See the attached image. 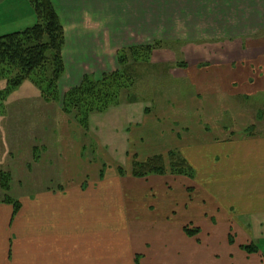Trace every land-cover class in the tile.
<instances>
[{
    "label": "crops",
    "instance_id": "1",
    "mask_svg": "<svg viewBox=\"0 0 264 264\" xmlns=\"http://www.w3.org/2000/svg\"><path fill=\"white\" fill-rule=\"evenodd\" d=\"M52 1L59 12L66 33V45L63 49L65 75L76 84L84 79L85 75L100 78L118 68L120 49L151 45L157 41L164 43L169 40L183 46L181 50L186 56L185 62L188 65L186 67L188 71H193L190 72V77L196 78L198 82L195 84V89L199 92H207L208 97L199 96L197 101H181L177 109L173 107L174 110L182 109L181 113H183V115L179 113L178 121L174 120V124L184 122L186 125L184 130H187L192 126L190 122H194L195 117L201 115L200 119L204 121L200 122L198 119L196 122L205 130L201 140L208 142L201 143L196 149L208 159L205 164L209 180L215 179L217 183L220 180H229L230 185H238L239 203L245 208H239L241 216L251 217L247 222L236 217L237 221L228 210L219 209L221 208L219 194L215 193L211 196L207 192L214 198L210 207L211 214L205 212L190 221L196 220L201 223V227L199 226L201 232L196 238H199L204 230V233L212 234L213 239H210L208 243L210 245L200 244L192 250L194 253L205 252L204 248L210 251H215L219 247L226 251L230 250L223 255L232 256L219 259L222 263L218 264H244L242 260L252 264L257 258L262 263L264 261V107L256 105L257 108L253 107V114L248 115L244 111L241 112L240 103L245 101L243 98L245 96L254 97L255 105L259 96L254 95L257 92H264V0ZM200 61L204 63L201 64ZM205 63H210V67L205 68L203 74L196 73L206 65ZM234 103L238 107L221 111L226 104L231 106ZM217 107H221V115ZM226 112L229 113L230 118H233L232 120L228 119ZM184 113L185 117L182 119ZM241 120H246L241 128L233 129L229 126L232 121ZM226 121L228 125L224 124ZM153 128L158 129L157 125ZM169 129L173 131V128L169 127ZM157 132H160L159 129ZM175 138L176 136L173 139ZM180 138L181 145H174L168 152L171 150L179 152L183 144L189 145L187 138ZM190 146L187 147L188 150ZM229 153L233 154L230 162ZM156 154L162 153L150 154L145 159ZM105 176L106 173L103 176L100 173L99 179L92 180L87 188L82 182L79 183V180L71 182L72 177L59 178L55 188L39 190L34 192L30 199H21L22 207L17 213L14 212L13 204L1 203L0 264H159L161 247L155 246L159 239L156 238L154 229H149L151 221L147 223L152 219L151 213L155 210L151 211L148 207L150 213L147 221L142 222L147 224L145 233L150 232L153 235V242H143L139 247L141 252L129 249V244L136 238L138 241L143 232L139 233L136 221L133 227L125 219V215L110 214L113 212L111 206L107 204L105 206L102 202L104 196L100 185L105 181ZM173 177L179 178L176 175ZM126 178L127 182L116 180L115 183L116 186L119 183L123 184L126 193L129 190V192L135 191L141 182L146 180L132 176ZM113 181L114 178L104 185L112 188ZM192 183L199 186L198 181H189L185 182L186 186L183 188L186 189ZM221 185L224 191L229 193L226 187L228 183ZM142 188L145 191L144 198L147 199L151 189L148 185ZM228 195L231 198L229 207L232 208L235 203L234 195L233 193ZM184 199L181 196L178 203H182ZM169 200L168 208L171 211L177 200ZM215 202L218 209L214 205ZM144 205L147 207L148 203ZM194 207L192 210H195ZM197 207L200 209L199 205ZM133 209H135L134 205ZM128 216H136V214ZM169 217L165 219L166 223L165 221L162 223L171 227L168 223ZM121 218L123 221L120 220ZM137 222L141 221L137 220ZM171 223L175 224L172 226L178 234L180 228L181 230L184 228L185 216L174 218ZM254 224L259 226L257 230L262 233L259 239L258 236H253L257 231L251 226ZM219 227L224 228L222 234L217 232ZM238 227H241L246 235L252 234L254 241L262 249L261 257H254L242 250L244 242L238 244L230 240L231 234L239 235ZM225 234L227 244L215 242L218 236L222 238ZM179 238L184 243L187 242L185 235ZM187 250L189 253L188 247L185 246V251ZM142 252L144 254L141 256ZM202 262L197 264H203ZM210 262L211 260L208 264ZM212 264L216 263L213 261Z\"/></svg>",
    "mask_w": 264,
    "mask_h": 264
},
{
    "label": "rangeland",
    "instance_id": "2",
    "mask_svg": "<svg viewBox=\"0 0 264 264\" xmlns=\"http://www.w3.org/2000/svg\"><path fill=\"white\" fill-rule=\"evenodd\" d=\"M37 19V13L31 0H0V36L24 30L27 26L31 27L36 24ZM182 48V45L170 40L164 42L162 47L154 48L150 62H144L137 67L138 73L134 77V82L123 84L120 87L117 100H114L107 111H97L91 115L89 129H84L63 109V99L66 93L79 87L84 79L76 84L67 79L65 73L58 84V98L46 100L44 92L35 80L27 78L16 85L14 80L19 74V69H9L0 65V204H7L9 198L21 203V199H30L36 191L55 188L57 179L66 176L72 177L70 178L71 182L79 180V183L82 182L87 188L92 180L99 179L101 170L104 169L106 178L100 185L104 196L102 202L105 203V206L106 204L111 206L110 208L113 210L110 212L111 215H125V219L133 227L136 221L139 233L143 232L138 241L136 238L129 244V249L141 252L139 247L143 242H153V235L150 232L145 233L147 224L142 223L147 221L148 213H150L148 207H150L151 211H155L151 213L152 219L147 223L151 221L149 229H154L156 238L159 239L155 244L156 247H161L159 264H197L200 261H203V264H208L209 260H211L210 264L213 261L218 264L222 263L219 259L232 256L223 255L230 250L226 251L222 247L215 251L204 248L205 252L198 253H194L192 250L200 244L210 245L208 243L210 239H213L212 234H206L204 230L203 234L196 238L201 232L199 228L201 223L196 220L190 221L193 217L205 212L211 214L210 207L214 200L211 197L212 194L220 195L218 200L221 208L219 209L228 210V213L233 214L235 219L237 217L238 220L247 222L251 217L243 218L241 216L239 208L244 207L239 203L238 185H230L229 180H220V184L215 179L209 180L205 164L208 159L200 150L196 149L201 146V143L208 142L201 140V137L205 135V130L200 128L196 122L201 115H197L194 122H190L192 126H188L187 130H184V126H186L184 122L174 124L178 116L183 113H181L182 109L174 110L173 107L177 109L181 101H197L199 96L208 97L207 92H199L198 89H195V84L198 82L196 78L190 77V72L193 71L187 69L186 56L181 50ZM200 63L202 64L204 61H200ZM205 64L196 73L203 74L204 69L210 67V63ZM119 68L120 66L114 71ZM109 73L95 79L102 80ZM254 96H259L255 105L254 97H243L245 101L240 103L243 109L241 112L244 111L251 115L254 111L253 107H264V92H257ZM234 107H238L236 103L231 106L226 104L222 109L217 107V111L221 115L220 109L223 111ZM226 114L229 120L233 119L229 117V113L226 112ZM184 117L185 113L182 119ZM203 121L200 119V122ZM245 122L246 120L232 121L229 126H232L233 129L241 128ZM224 124L228 125V121ZM156 125L159 133L157 128H153ZM200 126H202L201 123ZM169 127L173 128V131ZM177 132L179 133L177 134ZM175 136L176 138L173 139ZM180 137L187 138L190 142L188 146L191 145L188 150L186 143L183 144V149L181 147L179 152L187 159L189 165H192L191 174L186 172L187 174L176 175L179 177L177 179L171 173L147 175L144 177L146 180L141 182L138 189L131 190V192L129 190L128 193L123 190V184L119 183L116 186V180L127 182L126 176H132L133 160L145 159L156 152L167 157L169 149L176 144L181 145ZM216 154L218 155V153ZM231 157L233 154L229 153V162ZM8 174L11 177L7 180ZM113 178L112 188L104 185ZM189 181H198L199 186L192 183L191 187L183 188L186 186L185 182ZM221 183H228L226 187L229 193L234 195L235 203L232 208L229 207V200H231L229 193L224 191ZM9 184V189H7L6 185ZM217 184L218 186H215ZM146 185L151 189L150 196L147 194V199L144 198L145 191L142 188ZM181 196L185 199L182 203H178ZM168 197L177 200V204L171 208V211L168 208L170 204ZM144 203H148L147 207ZM197 203L200 209L197 207ZM133 205L135 209H133ZM214 205L218 209L216 202ZM193 206H195V210H192ZM221 210L218 211L222 212ZM129 214H136V216H128ZM180 216H185V225L182 230L180 228V232L177 234L172 226L175 224L171 223V220ZM168 217L171 227L164 225L165 219L167 220ZM187 217L189 219H186ZM120 220L123 221L122 218ZM137 220L141 222H137ZM163 221L165 223H162ZM251 226L255 230L259 228L256 224ZM185 229L189 231L200 229V231H194L195 236L192 237L188 236ZM237 230L240 232L239 235L231 234L230 237L232 236L233 242L238 244L244 242L243 245L256 243L253 236H258L257 239H259V235L262 234L258 232L259 229L253 236L252 234L246 235L241 227H238ZM217 232L222 234L224 228L219 227ZM183 235L187 237L186 243L179 238ZM226 238V234L222 238L218 236L215 242L227 244ZM185 246L188 247L189 253L188 250L185 251ZM261 251L262 249L259 248L258 252L247 254L261 257ZM149 253L150 251L147 256ZM143 254L144 252L141 256ZM242 262L244 264L251 263L246 260H242ZM252 264H264V261L260 263L257 258V261Z\"/></svg>",
    "mask_w": 264,
    "mask_h": 264
},
{
    "label": "trees",
    "instance_id": "3",
    "mask_svg": "<svg viewBox=\"0 0 264 264\" xmlns=\"http://www.w3.org/2000/svg\"><path fill=\"white\" fill-rule=\"evenodd\" d=\"M31 3L37 13L36 24L0 36V65L9 69L18 68L19 74L14 80L16 85L27 78L33 79L44 92L45 99L51 100L58 98V84L66 73L63 56L66 33L52 0H31ZM162 46L163 43L157 41L151 45L120 49L118 51L120 68L107 74L102 80L85 75L84 82L79 87L66 93L63 99L64 111L84 129H89L91 115L97 111L106 112L114 100H117L120 87L134 82V77L138 73L137 67L144 62H150L153 49ZM179 152L171 150L167 157L156 154L145 161L133 160L132 176L144 178L147 175L168 173L191 174L192 165H189L187 159ZM103 174L104 170L102 176ZM6 177L8 180L11 175L8 174ZM6 186L9 189L10 184ZM10 202L15 207V213L20 211L22 207L20 202L9 198L7 204ZM194 231L185 229L188 236L192 237L195 236ZM230 240L233 241L232 236ZM242 249L252 254L259 251V246L252 242L251 245H243Z\"/></svg>",
    "mask_w": 264,
    "mask_h": 264
}]
</instances>
